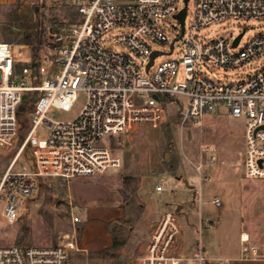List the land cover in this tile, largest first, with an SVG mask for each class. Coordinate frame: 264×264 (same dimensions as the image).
Segmentation results:
<instances>
[{
	"label": "built area",
	"instance_id": "obj_1",
	"mask_svg": "<svg viewBox=\"0 0 264 264\" xmlns=\"http://www.w3.org/2000/svg\"><path fill=\"white\" fill-rule=\"evenodd\" d=\"M63 1L76 10L79 22L69 44L60 50L57 72L52 70L54 64L45 61L17 70L12 44L0 41V149L15 145L20 107L29 98L32 105L28 135L14 164L0 177V219L4 223L14 225L18 221L23 201L38 192L41 179L69 184L119 167L120 160L105 139L143 126L157 129L163 122L164 102L171 97L186 99L183 121L201 120L220 106L235 119L246 117L244 173L249 179L264 177V65L253 75L230 83L209 78L199 69L203 63L236 69L264 57V32L235 53L230 48L237 49L241 39L235 46L236 39L231 44L226 38L199 37L200 30L224 20H264V0H194V15L180 56L184 82L176 80L179 60L163 62L151 74L157 56L147 71L156 52L150 42L168 50L159 51L162 55L175 52V39L181 34L176 19L183 9L178 7L181 0ZM161 20H172V30L179 34L170 37L158 24ZM118 27L132 30L112 39L125 46L129 54L106 49L103 44ZM186 31L185 26L180 40ZM146 59L148 64L144 66ZM80 93L85 103L77 117L69 121L51 117L55 111L72 112ZM26 148L32 152V168L16 171L14 165ZM157 189L162 190V186ZM212 203L217 208L223 205L219 197ZM69 204L72 206L71 200ZM80 222L72 214V231L55 246H0V264H73L75 253L89 254L80 245ZM241 243L242 259L261 257L248 234L241 235ZM207 259L201 247L192 254L185 252L182 230L174 215L165 213L153 230L146 252L134 264H204Z\"/></svg>",
	"mask_w": 264,
	"mask_h": 264
},
{
	"label": "rangeland",
	"instance_id": "obj_2",
	"mask_svg": "<svg viewBox=\"0 0 264 264\" xmlns=\"http://www.w3.org/2000/svg\"><path fill=\"white\" fill-rule=\"evenodd\" d=\"M178 7H185L183 0ZM194 9V0H189L185 37L177 42L172 55L156 58L151 74L163 62L179 60L176 80L185 81L180 56ZM78 22L76 10L63 0H18L14 5H0V41L12 44L18 70L30 63L45 61L54 64L52 70L57 72L61 66L60 50L69 44ZM158 24L170 37L179 34L172 30V20H161ZM131 31L125 27L113 29L104 39L105 48L129 54L125 46L113 43L112 39ZM263 32L264 20L228 19L200 30L199 37L226 38L232 44L243 34L239 47L230 48L235 53ZM149 44L152 50L168 52L158 44ZM147 64L148 59L142 63ZM262 65L264 57L236 69L205 63L199 69L209 78L230 83L253 75ZM30 101L29 98L20 107L15 145L0 149V177L14 164L28 135ZM84 103L85 96L80 93L72 112L55 111L51 117L56 121L72 120ZM185 103L182 96L165 100L163 122L157 129L143 126L105 139L120 160L119 167L104 174L74 179L69 184L59 179H41L38 192L23 201L14 225L0 219V246H55L72 231V214L78 217L81 214L84 220L78 224L80 245L91 252L76 253L73 264H134L144 254L154 228L165 213H172L182 230L186 253L192 254L193 248L197 247L196 251L201 247V240L213 245V253L208 247L204 264H214L209 258L211 254L212 258L222 256L220 229L230 238L248 233L252 243L264 246V177L249 179L244 173L246 117L235 119L226 107L220 106L201 120L183 121ZM41 132H45V127ZM32 165V152L26 148L14 170H29ZM159 186L162 190L157 189ZM214 197L222 200L220 208L213 205ZM110 206L115 209L111 210ZM107 221L112 222L108 224V231ZM86 223L91 227L81 229ZM110 235L112 245L95 252L110 242Z\"/></svg>",
	"mask_w": 264,
	"mask_h": 264
},
{
	"label": "crops",
	"instance_id": "obj_3",
	"mask_svg": "<svg viewBox=\"0 0 264 264\" xmlns=\"http://www.w3.org/2000/svg\"><path fill=\"white\" fill-rule=\"evenodd\" d=\"M17 2H18V0H0V5H14ZM17 66H18V62H17ZM112 209H115V207H111V210ZM78 215H79V218L81 220L80 223H82V221L84 220L83 215H81V214H78ZM121 217H122V215L116 216V218L115 217L114 218L117 220ZM93 220H95V219H93ZM93 220H91V222ZM91 222H89V223H91ZM89 223H86L85 225H81V229L88 230V228L91 227ZM110 223H112V222L107 221L105 224V228L107 231H108V224H110ZM245 234H248V233H245ZM248 235H249V237H251L250 234H248ZM183 238H184V236H183ZM218 238H219V241H220V244L222 247V253H221L222 256L218 257V258H212L213 255L211 254V256L209 258L212 261H214V264H218L219 261H225L226 264H264V246H260V245H262L261 243H259L260 245H258V247L261 251V257L258 259H247L246 260V259L241 258L242 243H241V235L240 234L235 235L233 238H230V237H226L225 234L223 233L222 229H220ZM110 239L111 240L108 244L101 246V248L95 250V252L99 253V252L103 251L104 249L109 248L112 245L111 235H110ZM250 241L252 243L251 238H250ZM200 244H201V248L204 251L205 255L208 251V247L211 249V253H213V251H214L213 245L210 246L209 243H207V244L202 243V240H201ZM252 244H254V242ZM147 247H148V245L146 246L144 253L146 252ZM82 248L88 250L87 248H84V247H82ZM195 249L193 248L192 251L194 252ZM88 251L91 252L90 250H88ZM185 252H186V250H185ZM187 253L190 254V252H187Z\"/></svg>",
	"mask_w": 264,
	"mask_h": 264
},
{
	"label": "water",
	"instance_id": "obj_4",
	"mask_svg": "<svg viewBox=\"0 0 264 264\" xmlns=\"http://www.w3.org/2000/svg\"><path fill=\"white\" fill-rule=\"evenodd\" d=\"M188 2H189V0H184L185 7L180 11L179 14L176 15V19L179 21L180 26H181V34H180L179 37H177V38L175 39V42L180 40V38L182 37V35H183L184 31H185V19H186V16H187V5H188ZM242 35H243V34L239 35V36L236 38L235 46H236V45L238 44V42L240 41ZM172 50H173V45L171 46V51H170V53H168V54H171ZM162 54H163V53H161V52H159V51H156V52H154V53L152 54V56H151V58H150V63H149V65H148V67H147V71H148L149 68L153 65L155 58H156L157 56H159V55H162ZM260 165L262 166V162H260Z\"/></svg>",
	"mask_w": 264,
	"mask_h": 264
}]
</instances>
